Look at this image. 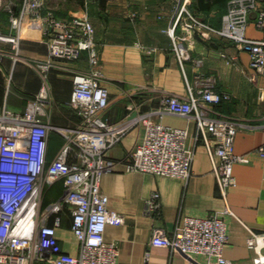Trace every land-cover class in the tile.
Returning a JSON list of instances; mask_svg holds the SVG:
<instances>
[{
    "label": "crops",
    "instance_id": "obj_1",
    "mask_svg": "<svg viewBox=\"0 0 264 264\" xmlns=\"http://www.w3.org/2000/svg\"><path fill=\"white\" fill-rule=\"evenodd\" d=\"M228 2L190 0L189 7L205 22L220 28ZM179 3L180 0H47L48 10L57 17L87 12L93 21L102 83L110 92L111 105L105 113L110 122L138 113L133 105H140L141 111L152 110L159 105L162 94L187 96L190 88L197 90L211 78L218 91L231 96L215 108L241 123L235 134L234 151L251 157L248 162L234 164L236 184L223 194L214 160L198 135L194 119L171 112L161 118L167 126L189 130L187 145L195 156L188 177L128 170L130 151L145 136L144 126L131 128L110 147L109 155L116 166L106 171L101 181L102 190L110 197L109 207L125 216L122 224L107 226L106 240L119 249L117 264H206L202 256H197L195 262L181 251L152 245L151 239L158 227L172 234L185 215L218 212L228 224L229 241L224 256L232 264H255L257 252L248 245V239L251 230L264 233V158L255 153L264 144V72L251 67L247 48L214 32H209V37L195 33L180 41L179 54L169 32ZM263 9L264 0H260L249 17L246 32L251 38L264 37V30L256 24L257 12ZM0 29L7 34L19 33L12 28L5 10L0 11ZM177 32L183 34L180 26ZM20 36L18 52L14 55L12 44L6 43L8 51L0 60V108L7 106L24 112L29 100L45 88L44 106L51 123L62 127L76 125L79 116L69 101L76 75L89 71L88 52L74 61L55 59L44 72L39 63L50 59V54L43 22L25 20ZM64 140L61 132L51 131L49 160ZM63 189L62 180L48 188L44 206L57 200ZM154 192L159 193L160 206L149 212L147 201ZM51 223H56V219L52 218ZM71 223V213L63 214L58 235L66 251L77 253L80 242Z\"/></svg>",
    "mask_w": 264,
    "mask_h": 264
},
{
    "label": "built area",
    "instance_id": "obj_2",
    "mask_svg": "<svg viewBox=\"0 0 264 264\" xmlns=\"http://www.w3.org/2000/svg\"><path fill=\"white\" fill-rule=\"evenodd\" d=\"M189 3L180 0L169 28L179 54L180 41L195 33L209 37V32H214L247 48L251 67L264 72V37L251 38L246 32L260 0H229L220 28L198 17ZM3 10L19 33L7 34L0 29V60L8 51L6 43L12 44L14 55L18 52L25 20H41L50 54V59L39 63L44 72L55 59L74 61L85 52L90 67L87 74L75 77L69 101L79 116L74 126L51 123L44 106L45 88L29 100L24 112L0 108V264H117L119 249L106 240L105 231L109 224H122L125 216L109 207L110 197L101 187L103 174L116 166L109 149L131 128L144 126L145 136L130 151L127 169L188 177L195 156L187 145L189 130L163 124L161 118L167 112L194 119L198 135L214 160L222 193L236 184L234 164L248 162L251 157L234 151L241 123L215 108L231 96L218 91L211 78L197 90L190 88L187 96L162 94L152 110L141 111L140 105H133L138 113L110 122L105 118L111 105L110 92L102 83L96 28L89 14L57 17L48 10L47 0H0ZM256 18L257 26L264 30V9ZM179 26L183 34L177 32ZM221 55L227 57L225 52ZM52 130L61 132L65 140L49 160ZM255 151L264 158V144ZM58 180L64 184L62 195L44 206L47 189ZM159 206V193L154 192L147 209L153 212ZM65 212L71 213V230L80 242L77 253L66 251L60 242L58 227ZM52 218L56 223H51ZM250 232L248 245L257 252L255 264H264V233ZM228 241L227 221L223 214L214 212L208 216L185 215L170 235L163 228H155L151 244L170 247L194 259L202 256L206 264H232L223 253Z\"/></svg>",
    "mask_w": 264,
    "mask_h": 264
},
{
    "label": "trees",
    "instance_id": "obj_3",
    "mask_svg": "<svg viewBox=\"0 0 264 264\" xmlns=\"http://www.w3.org/2000/svg\"><path fill=\"white\" fill-rule=\"evenodd\" d=\"M19 1H21V0H19ZM81 1H82V3H84L85 0H81ZM202 5L207 6L208 4L206 5L205 3H203ZM54 134H55V133L53 132V133H52V136H53ZM47 192H48V190H47ZM47 192H46V196H47ZM46 196H45V197H46ZM66 213H67V212H65L64 214H66Z\"/></svg>",
    "mask_w": 264,
    "mask_h": 264
},
{
    "label": "rangeland",
    "instance_id": "obj_4",
    "mask_svg": "<svg viewBox=\"0 0 264 264\" xmlns=\"http://www.w3.org/2000/svg\"><path fill=\"white\" fill-rule=\"evenodd\" d=\"M11 1H12V0H7V3H10ZM13 1H15V2L18 1V2H19V0H13ZM54 189H55V188H54ZM54 189H53V190H54Z\"/></svg>",
    "mask_w": 264,
    "mask_h": 264
},
{
    "label": "water",
    "instance_id": "obj_5",
    "mask_svg": "<svg viewBox=\"0 0 264 264\" xmlns=\"http://www.w3.org/2000/svg\"><path fill=\"white\" fill-rule=\"evenodd\" d=\"M191 258V257H190ZM193 261L197 262L194 258H191Z\"/></svg>",
    "mask_w": 264,
    "mask_h": 264
}]
</instances>
